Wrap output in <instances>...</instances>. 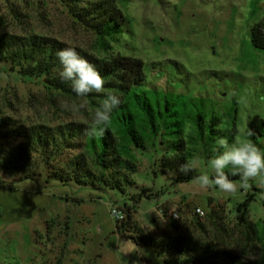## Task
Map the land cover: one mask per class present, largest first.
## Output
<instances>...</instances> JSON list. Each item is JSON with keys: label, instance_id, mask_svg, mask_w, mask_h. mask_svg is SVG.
I'll list each match as a JSON object with an SVG mask.
<instances>
[{"label": "rangeland", "instance_id": "rangeland-1", "mask_svg": "<svg viewBox=\"0 0 264 264\" xmlns=\"http://www.w3.org/2000/svg\"><path fill=\"white\" fill-rule=\"evenodd\" d=\"M119 4L130 25L110 42V53L144 62V85L159 93L164 104L168 97L186 137L189 132L197 134L187 116L201 113L206 123L211 115L221 120L216 134L205 124V142L191 145L198 150L190 157L197 161L195 168L211 176L208 160L224 151L217 139L225 138L229 145L237 135L246 139L249 121L264 118V50L251 40L252 28L264 22V0H119ZM2 32L40 34L108 55L100 39L75 22L58 0H0ZM72 104L84 108L74 112ZM0 108L26 125L57 126L90 123L97 106L49 91L0 62ZM160 139L149 140L148 150L125 155L139 167L132 176L136 184L126 193L50 181L44 169L36 180H21L14 170L0 168V264H164V257L152 247L138 246L116 232L113 210L133 205L132 198L142 189H149L151 198H143L136 207L134 219L140 226L153 230L156 219L172 232L170 225L175 224L199 235L200 221L209 238L245 259L264 253V186L250 181L247 191L229 195L218 189L200 190L192 181L173 184L156 164L163 156ZM14 144L0 139V146ZM257 147L264 152V139ZM198 208L205 218L196 214ZM172 211L178 219L172 218ZM246 223L255 226V233Z\"/></svg>", "mask_w": 264, "mask_h": 264}, {"label": "trees", "instance_id": "trees-1", "mask_svg": "<svg viewBox=\"0 0 264 264\" xmlns=\"http://www.w3.org/2000/svg\"><path fill=\"white\" fill-rule=\"evenodd\" d=\"M65 5L75 22L94 33L108 53L99 56L56 38L35 33L18 35L0 33V62L8 64L23 79L39 81L49 91H55L71 99H87L99 107L108 92L121 97V105L112 113L111 123L104 135L86 136L90 123L70 122L57 126L45 124L26 125L6 116L0 108V139L9 143V148L0 146V168L14 170L21 180H36L44 169L48 180L64 185L74 183L89 186L99 191L120 190L126 193L135 186L132 176L138 172V164L131 157L137 150H148V141L160 139L163 156L157 160L159 170L172 180L173 184L191 182L200 175L195 168L188 175L178 169L205 142L206 125L213 134L221 120L210 116L206 123L203 114L187 116L191 119L197 134L189 132L187 137L179 113L165 104L159 93L147 89L145 64L141 59L110 53V42L117 41L129 28L130 20L119 4V0H58ZM128 0H125L127 3ZM251 40L257 49L264 50V22L252 28ZM66 47H73L79 55L94 65L105 79L104 93H91L77 97L72 91L71 81L59 76L62 66L56 53ZM174 119L171 121L170 119ZM177 127V129H173ZM238 130L234 128V134ZM251 133V135H249ZM209 135V134H208ZM245 138L256 146L264 139V118L254 116L247 125ZM129 155L126 157L125 155ZM229 179L231 168L225 170ZM149 189L132 198L122 208L124 220L117 221L116 232L121 237L139 245L152 247L164 257V264H264V253L254 259H245L241 254L221 245L208 237L202 222H198L202 234H194L179 226L170 225L175 231L164 229L154 219V229L140 226L134 219L136 207L143 198H151ZM255 233V226L246 223Z\"/></svg>", "mask_w": 264, "mask_h": 264}, {"label": "clouds", "instance_id": "clouds-1", "mask_svg": "<svg viewBox=\"0 0 264 264\" xmlns=\"http://www.w3.org/2000/svg\"><path fill=\"white\" fill-rule=\"evenodd\" d=\"M62 70L59 76L64 81H71L72 91L77 97H87L89 94L104 93L105 79L94 65L82 58L73 47H66L56 53ZM121 97L113 92H108L102 104L95 109L93 120L85 130L88 137L99 138L104 135L105 128L111 123L112 113L121 105ZM84 108L83 104H72V111ZM251 135V133H249ZM217 144L224 149L218 155L207 162L211 170L210 176L207 172L194 176L192 183L200 190H216L235 195L241 189L247 191L250 181L258 180L264 186V152L248 139H242L239 135L229 145L225 138H218ZM196 160H186L178 169L179 173L188 175L195 169ZM231 168L232 176H239V181L229 179L225 169ZM175 214L174 211H172ZM126 244V243H125Z\"/></svg>", "mask_w": 264, "mask_h": 264}, {"label": "built area", "instance_id": "built-area-1", "mask_svg": "<svg viewBox=\"0 0 264 264\" xmlns=\"http://www.w3.org/2000/svg\"><path fill=\"white\" fill-rule=\"evenodd\" d=\"M196 214L202 219L206 216V213L200 208L196 209ZM113 215L116 217L117 221H122L125 218V215L122 211L120 212L118 210H113ZM172 218L178 219L179 215L177 213L172 214Z\"/></svg>", "mask_w": 264, "mask_h": 264}]
</instances>
